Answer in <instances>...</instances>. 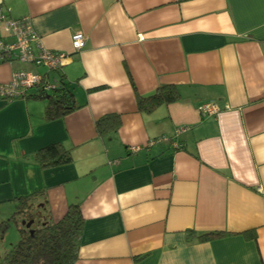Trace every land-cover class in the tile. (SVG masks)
<instances>
[{"label":"crops","instance_id":"crops-1","mask_svg":"<svg viewBox=\"0 0 264 264\" xmlns=\"http://www.w3.org/2000/svg\"><path fill=\"white\" fill-rule=\"evenodd\" d=\"M0 10L28 16L43 48L71 55L59 70L0 60V83L19 70L51 84L64 75L79 105L44 121L45 102L27 98L36 88L0 96V214L40 190L42 224L78 202L74 264H264V0H0ZM76 32L87 37L80 51ZM162 84L180 98L140 112L137 96ZM210 100L219 111L204 117ZM107 114L121 124L101 138L95 122ZM183 127L181 147L148 145ZM57 142L73 148L72 163L33 161ZM212 230L233 234L188 235Z\"/></svg>","mask_w":264,"mask_h":264},{"label":"trees","instance_id":"trees-1","mask_svg":"<svg viewBox=\"0 0 264 264\" xmlns=\"http://www.w3.org/2000/svg\"><path fill=\"white\" fill-rule=\"evenodd\" d=\"M27 98L45 102L44 121L63 118L79 108L64 75L61 76L58 84H54L50 92L42 85H38L35 92L29 94ZM179 98L180 94L175 85L162 84L151 94L137 96V107L140 112L151 114L158 107L169 105ZM120 124L119 115L107 114L96 120L95 130L99 137L105 138L115 133ZM31 158L41 168L51 169L72 163L73 148L61 142L51 143L36 150L31 154ZM43 192L44 190H40L27 196L15 197L11 201L15 207L13 214L5 220L0 219V239L8 232L12 224L18 227L20 234L19 240L0 264H74L79 258L85 226L80 204L70 203L60 220L34 228L32 224L37 216L35 210L41 206V202L36 204L35 199ZM232 234L224 230H212L199 234L188 231V235L196 236L200 242H208ZM244 234L247 238L256 239L254 230Z\"/></svg>","mask_w":264,"mask_h":264},{"label":"built area","instance_id":"built-area-1","mask_svg":"<svg viewBox=\"0 0 264 264\" xmlns=\"http://www.w3.org/2000/svg\"><path fill=\"white\" fill-rule=\"evenodd\" d=\"M0 24L8 32L11 40H5L0 37V60H16L21 63H29L35 66H43L49 70L59 69L71 58V55L64 52H54L42 47L40 38L34 31L30 18L23 16L12 18L6 12L0 10ZM87 37L82 32H76L72 37L73 47L80 51L86 44ZM37 47V52L33 46ZM42 85L45 90H51L54 84L45 81L42 75L19 70L13 73L12 80L9 83H0V96L6 100H12L28 95L30 89ZM202 116H211L219 111V105L216 101L210 100L199 106ZM186 130L185 127L178 128L173 136H161L151 139L149 146L155 145L162 141L170 142L174 147H181L179 141L180 134ZM136 150V148H133Z\"/></svg>","mask_w":264,"mask_h":264},{"label":"rangeland","instance_id":"rangeland-1","mask_svg":"<svg viewBox=\"0 0 264 264\" xmlns=\"http://www.w3.org/2000/svg\"><path fill=\"white\" fill-rule=\"evenodd\" d=\"M14 211H15V207H13L11 211L12 214ZM12 214L10 213L6 215L4 213H1L0 219L5 220L9 218ZM41 225L42 223L40 222L39 219H36L32 224L34 228H37ZM16 234L18 235V237H16ZM19 237H20V234H19L18 227L15 224H12V226L9 228L8 232L4 235V237L0 239V261L8 254V252L12 249V247L17 243V241L19 240Z\"/></svg>","mask_w":264,"mask_h":264},{"label":"water","instance_id":"water-1","mask_svg":"<svg viewBox=\"0 0 264 264\" xmlns=\"http://www.w3.org/2000/svg\"><path fill=\"white\" fill-rule=\"evenodd\" d=\"M30 225V224H29Z\"/></svg>","mask_w":264,"mask_h":264}]
</instances>
